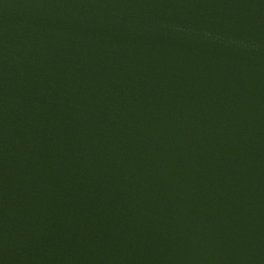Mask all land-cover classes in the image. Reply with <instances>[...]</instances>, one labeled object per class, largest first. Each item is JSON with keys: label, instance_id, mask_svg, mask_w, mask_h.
<instances>
[{"label": "water", "instance_id": "water-1", "mask_svg": "<svg viewBox=\"0 0 264 264\" xmlns=\"http://www.w3.org/2000/svg\"><path fill=\"white\" fill-rule=\"evenodd\" d=\"M0 264H264V0H0Z\"/></svg>", "mask_w": 264, "mask_h": 264}]
</instances>
